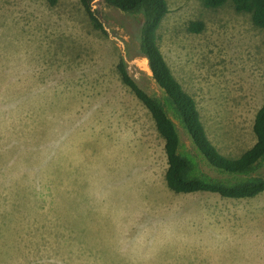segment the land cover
I'll list each match as a JSON object with an SVG mask.
<instances>
[{"label":"rangeland","instance_id":"374dc122","mask_svg":"<svg viewBox=\"0 0 264 264\" xmlns=\"http://www.w3.org/2000/svg\"><path fill=\"white\" fill-rule=\"evenodd\" d=\"M166 2L163 58L208 139L236 157L264 104V29L230 0ZM91 7L103 31L79 0H0V264H264V191L166 187L163 139L116 70L122 60L161 94L137 48L141 19Z\"/></svg>","mask_w":264,"mask_h":264},{"label":"trees","instance_id":"16d2710c","mask_svg":"<svg viewBox=\"0 0 264 264\" xmlns=\"http://www.w3.org/2000/svg\"><path fill=\"white\" fill-rule=\"evenodd\" d=\"M94 0H79L92 25L102 30L92 10ZM109 7L141 19L136 41L139 54L147 62L161 90L151 95L127 74L122 60L116 65L121 82L151 115L163 139L166 170L164 182L174 193L208 192L228 199L252 198L264 191V178L257 170L264 164V104L257 110L252 125L255 143L236 157L222 155L211 143L201 122L196 103L173 76L158 46L160 23L168 12L166 0H101ZM206 8H217L227 0H200ZM238 13L250 16L252 24L264 29V0H230ZM188 30L199 33L203 24L191 22ZM182 132L188 143L182 142ZM201 164L209 168L205 172Z\"/></svg>","mask_w":264,"mask_h":264},{"label":"water","instance_id":"95a60500","mask_svg":"<svg viewBox=\"0 0 264 264\" xmlns=\"http://www.w3.org/2000/svg\"><path fill=\"white\" fill-rule=\"evenodd\" d=\"M150 73H151V71H150Z\"/></svg>","mask_w":264,"mask_h":264}]
</instances>
